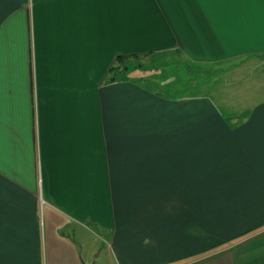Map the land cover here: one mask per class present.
<instances>
[{"label":"crops","instance_id":"obj_1","mask_svg":"<svg viewBox=\"0 0 264 264\" xmlns=\"http://www.w3.org/2000/svg\"><path fill=\"white\" fill-rule=\"evenodd\" d=\"M167 51L249 99L108 79ZM262 65L264 0H0V264H264L230 192L264 193Z\"/></svg>","mask_w":264,"mask_h":264},{"label":"rangeland","instance_id":"obj_2","mask_svg":"<svg viewBox=\"0 0 264 264\" xmlns=\"http://www.w3.org/2000/svg\"><path fill=\"white\" fill-rule=\"evenodd\" d=\"M131 61L133 64H139L145 68L142 70H136L133 75L146 79L147 81H152L154 84L155 82L161 83V85L165 86L164 90L169 93L177 90L192 93L202 92L209 94L212 98H217L218 100H223L224 98H228L231 101L236 100V104H238L236 106H240L243 105V102L241 103L240 99L247 101L249 99V88H254V84L248 86L249 83H252L250 73H253L254 71L248 70L250 66L249 64H246L247 62H245V64L240 63V67L227 71L224 66L195 64L189 58L177 51H167L150 54L148 56L132 57ZM262 68H264V65L261 66V69ZM234 75L243 76L244 78H241L242 81L237 84L230 86L233 81H227L228 79H226V77L233 78ZM257 75L258 81L264 87V71L261 70ZM243 179L244 178L238 177V180ZM252 186L254 185H250V187ZM261 186L264 187V185ZM232 187L233 189H231L230 192L235 198H237L234 200V203L238 204L236 209L241 212L239 215H242L240 216V225L236 227L243 229L256 222L264 221V193H261L259 190H256L254 193L252 192L254 189H249L247 184H241L239 182L237 184L234 183ZM258 187L260 186L255 185V188ZM254 195H256V198L252 200V196ZM240 197H245L246 201ZM248 199H251V201ZM218 202L219 201H214V203ZM223 211L225 212L224 214L213 216V218L215 220L229 219L231 216L226 214L228 209L225 208ZM254 233L264 235V226L258 230L255 229L251 233L249 232L242 235L238 239L247 238ZM227 234H229L227 230L215 234H212L209 230L208 239L210 241ZM80 258L81 260H84L82 255H80ZM97 264H106V261L101 258V260H98Z\"/></svg>","mask_w":264,"mask_h":264},{"label":"trees","instance_id":"obj_3","mask_svg":"<svg viewBox=\"0 0 264 264\" xmlns=\"http://www.w3.org/2000/svg\"><path fill=\"white\" fill-rule=\"evenodd\" d=\"M150 54L151 53H147L143 55H139V54H120L118 55L113 61L112 65L109 67V70H108L109 81L136 80V81H146V82H149V84H152L153 83L152 81H147L146 79H142L136 75H133L136 70H142L145 68H143L139 64H133L131 61L132 57H139V56H146V55L148 56Z\"/></svg>","mask_w":264,"mask_h":264}]
</instances>
